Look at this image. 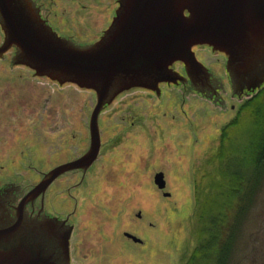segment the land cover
Wrapping results in <instances>:
<instances>
[{"label": "rangeland", "instance_id": "rangeland-1", "mask_svg": "<svg viewBox=\"0 0 264 264\" xmlns=\"http://www.w3.org/2000/svg\"><path fill=\"white\" fill-rule=\"evenodd\" d=\"M81 15L75 13L68 20L65 36L84 47L102 37L112 17ZM3 40L0 28V46ZM13 56L0 61V126H10L3 156L10 155V160H1L0 166L26 193L39 182L41 170L82 153L90 141L89 121L97 97L14 67ZM197 57L225 84L219 99L177 86L161 87L160 96L142 89L120 95L100 115L102 150L84 182L78 186L80 177L66 178V185L75 189L47 194L51 214L65 218L73 212L70 264H189L204 244L207 236L201 239L199 232L208 223L202 209L210 208L208 201L215 197L213 184L220 178L221 161L216 156L223 131L236 120L250 126L241 109L257 93L247 99L234 97L226 59L204 51ZM231 137L236 144L243 139L240 131ZM68 139L70 151L52 156L46 152L42 158L43 149L49 151ZM158 173L165 176L164 191L154 183ZM165 193L171 196L165 198ZM259 199L244 223L243 246L231 264H264V186ZM124 232L144 244L127 240ZM203 262L198 258L196 264Z\"/></svg>", "mask_w": 264, "mask_h": 264}, {"label": "water", "instance_id": "water-1", "mask_svg": "<svg viewBox=\"0 0 264 264\" xmlns=\"http://www.w3.org/2000/svg\"><path fill=\"white\" fill-rule=\"evenodd\" d=\"M0 28V59L15 50L14 67L97 97L89 121V151L49 172L27 194L22 208L63 174L87 171L98 160L100 115L120 95L142 89L160 96L161 84L185 81L173 69L177 63L193 82H208L211 73L197 59L195 47L208 46L226 57L235 95H253L264 86V0H120L109 28L85 47L59 36L31 0H0ZM154 183L161 191L167 187L163 173L155 175ZM20 222L0 231V264H70L72 229L61 232V222L53 218L33 227ZM126 236L143 244L135 235Z\"/></svg>", "mask_w": 264, "mask_h": 264}, {"label": "trees", "instance_id": "trees-1", "mask_svg": "<svg viewBox=\"0 0 264 264\" xmlns=\"http://www.w3.org/2000/svg\"><path fill=\"white\" fill-rule=\"evenodd\" d=\"M241 111L250 126H241L236 120L223 131L216 157L224 167L219 163L220 178L213 184L215 197L208 201L211 207L202 209L203 220L205 225L208 224L206 231L199 232V237H207L204 244L194 251L189 264H196L198 258L199 263L204 261L203 264H231L233 256L239 253L240 245L241 248L243 246L244 223L262 196L264 86L244 104ZM237 131L243 139L236 144L231 135Z\"/></svg>", "mask_w": 264, "mask_h": 264}, {"label": "flooded vegetation", "instance_id": "flooded-vegetation-1", "mask_svg": "<svg viewBox=\"0 0 264 264\" xmlns=\"http://www.w3.org/2000/svg\"><path fill=\"white\" fill-rule=\"evenodd\" d=\"M31 1L33 2L35 8L38 10L41 18L59 36L65 39H68L71 42H74L71 36L66 37L65 35H69L67 33L69 32L68 30L70 27L69 25L70 23L68 20L74 19L73 15H75V13H78V12L81 13L82 14L81 17L91 16L93 13H95L96 15H100V16H104L108 18L112 17V20H113L116 14V11L119 7L120 0H31ZM100 13L103 15H101ZM108 28L102 31V35ZM62 31H64L66 34L63 33ZM77 45L83 47L82 45H79V44ZM193 50L195 52L196 57H197V52L204 51V52L211 53L212 56H220L226 59V57L222 53L214 52L208 46H198V47H195ZM10 53H13L14 55L15 50H12L7 55H9ZM5 57L0 59V61L4 60ZM199 62L201 61L199 60ZM226 62H227V59H226ZM201 63L203 64V62ZM205 67L211 73V79L204 84H200L199 82H193L186 75L184 66L182 64L177 63L174 65L173 69L179 72L185 78V81L180 82L178 85L161 84L160 88L164 86H177V87H184V88H192L196 94L206 96L209 98H211V96L214 95L215 97H212V99L217 100L220 98V92L222 93L226 92L225 84L219 82V80H217L214 77V73H212V70L210 68H208L207 66ZM248 96L250 95L246 91L240 96L234 95V97L240 100L243 98L247 99ZM9 127L10 126H0V161L10 160L9 158L10 155H8L7 158L3 157L5 156L6 151H8L7 145H9L8 139H9V134H10ZM89 136H90V133H89ZM90 143L91 141H88L84 145V150L82 151V153L76 158H74L73 160L54 164V166H52L49 170H46V171L41 170L39 174L40 180L36 185H38L45 178V176L52 170L62 165L71 163L81 158L82 156H84L90 149ZM70 144H72V141L68 139L66 144L64 143V140H63L62 144L60 145L57 144L56 147H52L51 150L49 151L47 149H43L42 154H41L43 156L42 158H45L44 154L46 152L52 156L54 154L55 155L59 154L62 151H67L68 149L70 151V148H69ZM101 150H102V140H101ZM101 150H100V153H101ZM44 161L45 160L41 159V162H40L43 166L45 164ZM96 162L87 171L80 169V170H75V171H69L63 174L60 178H58L54 183L51 184V186L48 188V190L46 191L44 195L40 196L33 202H29L23 208H22V204H23L24 199L26 198L27 194L36 185L32 187L28 192L25 193L20 186H18L15 183H12L11 180L7 178L8 177L7 175L9 174V172L5 170L4 166H0V231L10 229L12 226L16 225L20 220H21L20 223L22 224V226L26 225L27 227H33L35 225H39L40 223H44L46 220L50 218H53V219H58L61 223H63V224L60 223V225L62 226L61 229L59 228L61 232L66 229L67 230L72 229V234H73L74 226L70 224V219L71 217H73V212H69L65 218H61L60 216H57V215L55 216L51 214L47 210V203H48L47 194L50 193V195H54L55 193H61L64 191H67L69 194L71 189H75V186H69V184L66 185V182L64 179L80 177L82 181L78 186H81V184L84 182V179H86V177L88 176V174L90 173L91 169L96 164ZM21 208H22V215L20 216L19 211ZM138 218L141 219L142 215L139 214ZM127 233L132 234L130 232H124V237L127 240L133 242L132 239L126 236ZM60 253L62 254V251H60Z\"/></svg>", "mask_w": 264, "mask_h": 264}]
</instances>
